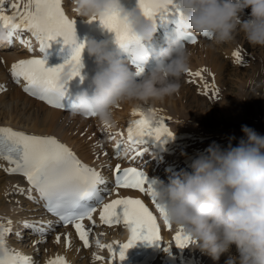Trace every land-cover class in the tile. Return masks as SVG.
Segmentation results:
<instances>
[{
    "label": "bare ground",
    "instance_id": "bare-ground-1",
    "mask_svg": "<svg viewBox=\"0 0 264 264\" xmlns=\"http://www.w3.org/2000/svg\"><path fill=\"white\" fill-rule=\"evenodd\" d=\"M2 1L8 3L7 6L9 5L10 8H12L13 3L19 2L21 10L26 2V0ZM61 7L69 19L82 18L74 10V0H61ZM249 13L250 9H246L243 18L247 19ZM3 14L16 16V10L12 8L6 12L5 9ZM25 33L31 34L27 31ZM27 38L31 37L27 36ZM35 42L39 43L37 40ZM0 44L1 46L8 45L5 42ZM259 47L251 45L243 32H238L233 41L223 43V46H219V48H216L213 42L206 40H200L188 47L191 57L187 72L194 73L199 69H206L203 78L188 74L182 76L179 92L167 97L162 102L140 107H135L132 104L117 106V110L114 112L120 119V123L118 127H113L112 131L110 130L112 134L109 132L113 139L110 149L105 148L101 140L96 141V137L99 135L98 132H93L92 120L53 109L45 102L31 98L28 93L24 92V83H21L23 82L22 78L20 83H16L11 75V66L21 59L31 58L29 53H21L19 50L3 51L0 52V85L3 86V90H0V121H2L0 126L11 127L26 134L50 135L57 138L70 147L82 163L100 171L108 182L116 166L119 165L120 168H123L125 165L123 160L113 155L112 148L117 142L128 139L127 128L134 119L132 116L133 109L143 111L152 109L155 114L152 120L163 117L173 135L162 137L159 141L147 137L146 144L143 146H146L153 153L157 151L156 148L163 149L171 155L180 154L187 164V168H190L192 160L213 142L219 144L226 140L225 143L221 144L222 147H227L230 142L235 146L243 137L242 125H247L264 135V47L258 50ZM236 50L241 52L244 58L243 63L234 58L233 53ZM188 79H193L198 86V91H193L187 85ZM213 89L216 91L214 92ZM116 133L123 135H115L113 138V134ZM232 137L234 139H231ZM100 151H102L103 156L99 153ZM8 167V162L0 159V176L1 174L6 176L4 182L0 179V224L8 227V221H11V232L18 222L33 223L37 221L51 224L52 221L48 219L44 211L45 203L39 199V193L33 191L31 195L35 199L30 200L27 192L29 185L26 178L5 171ZM107 172H110L109 175ZM18 189L25 191L20 192ZM128 196L141 199L151 211L156 212L162 238L161 246L156 254L147 256L135 264H226L230 256L236 255L235 246H233L230 252L222 254L218 261H214L198 249H191V243L184 248L177 247L173 238L179 229L173 226L169 228L164 224L147 193L113 190L110 200ZM21 198L26 200L28 198L32 203L40 205L43 215L35 220H28L27 216L22 218L13 216L11 213L20 207L18 202ZM99 212L100 208H97L93 213L95 225L89 220L82 222L86 229H90L88 247L84 246L74 225L68 228H60L59 242L55 239V242L50 246V254L45 253L38 263L32 260L34 264H48L50 260L57 257H64L67 264H109V251L107 248L98 247L97 241L105 245L115 242L126 243L130 233L122 223L111 226L103 224L100 221ZM9 234L6 235L7 246L30 256V252L24 251L23 247H20L21 250L17 241L13 242ZM168 245L170 247L165 251ZM82 256H87L88 259L79 262ZM97 256L103 257V259H95ZM122 262L123 260L119 261L118 256L115 258V264H122Z\"/></svg>",
    "mask_w": 264,
    "mask_h": 264
},
{
    "label": "clouds",
    "instance_id": "clouds-1",
    "mask_svg": "<svg viewBox=\"0 0 264 264\" xmlns=\"http://www.w3.org/2000/svg\"><path fill=\"white\" fill-rule=\"evenodd\" d=\"M182 22L167 35L165 43L152 49L154 65L137 76L126 60L105 40L87 39V54L98 70L91 79V92L75 95L73 114L94 113L112 125L114 110L122 104L140 107L164 101L179 92L181 78L189 69L188 34H207L217 43L233 41L243 32L253 46L264 47V0H176ZM246 9H250L244 19ZM74 10L85 20H97L113 11L126 18L135 36L151 44L157 25L136 7L125 9L120 0H74ZM8 31L0 28V43ZM69 70L61 77L69 83ZM152 120L155 114L145 110ZM243 137L233 146L210 144L191 162V171L158 178L153 187L167 222L190 237V248L214 261L235 246L236 255L226 264H264V135L242 125ZM231 139H234L232 137Z\"/></svg>",
    "mask_w": 264,
    "mask_h": 264
},
{
    "label": "snow or ice",
    "instance_id": "snow-or-ice-1",
    "mask_svg": "<svg viewBox=\"0 0 264 264\" xmlns=\"http://www.w3.org/2000/svg\"><path fill=\"white\" fill-rule=\"evenodd\" d=\"M11 7L16 10V16L5 15L0 10V22H3V26L8 29L9 43L13 36L27 31L39 41L41 53L49 47V42L57 37H62L65 44L72 46L70 58L56 67H46L45 60L42 58L19 60L11 66L12 77L16 83H20L22 78L25 82L24 92L41 101H46L53 108L73 109L74 105L66 107L62 103L67 93L68 83H62L61 77L65 70H69V80L77 76L83 80L81 68L85 43L77 40L75 20L65 15L61 0H26L22 10L19 2L13 3ZM137 7L154 23L157 19L166 20L169 17L175 21L176 25L182 22V13L176 0H138ZM92 20L97 18L94 17L89 22ZM98 20L103 28L114 33L118 53L134 65L137 76L141 75L145 71L146 61L150 55L149 46L138 40L126 18L122 17L118 11L104 15ZM204 37L211 38L207 34ZM185 42L195 44L196 36L188 34ZM233 56L243 63L244 58L239 50L234 51ZM205 71L206 69L203 68L194 73L189 71L188 75L202 79ZM0 90H3L2 85ZM213 91L216 90L213 89ZM148 111L153 110L148 109ZM89 116H95V114L90 113ZM132 116L134 119L127 128V150L134 152L137 157L147 152V148L141 150L146 144L147 137L159 141L162 137L173 135L163 117L149 120L145 117L144 111L139 109H133ZM115 135L123 134H113V138ZM124 145V140L117 142L114 153L116 156L121 154ZM0 159L6 160L9 164L5 171L21 174L26 178L30 200L35 199L31 193L38 192L39 199L45 202L49 212L65 224L74 225L85 247L89 246L90 229H86L82 222L87 219L95 225L93 213L98 206H100L99 218L103 224L111 226L122 223L130 233L126 243L115 242L105 245L97 241L98 247L107 248L109 251V264H115L117 256L119 261L124 260L127 250L134 247L138 241H146L150 245L154 243L159 245L162 242L157 218L141 199L117 198L104 203L105 196L111 195V190L102 173L82 163L76 154L57 138L50 135L26 134L11 127L0 126ZM114 171L116 188L137 189L147 193L160 217L165 216L163 207L156 199L153 182L147 181L143 171L134 167L121 169L119 165ZM163 222L169 228L172 227L166 218ZM39 223L24 221L23 226L43 236L44 230L38 227ZM8 225L5 227L4 224H0V264H34L29 256L7 246L6 235L11 233V221H8ZM50 227L51 224H49ZM16 235L20 236L19 233ZM59 239L58 235L57 242ZM173 239L175 245L180 248L192 243L190 237L183 234L182 229L176 232ZM168 247L170 245L165 248V251ZM95 259H103V257L97 256ZM48 264H67V261L64 257H57L50 260Z\"/></svg>",
    "mask_w": 264,
    "mask_h": 264
},
{
    "label": "rangeland",
    "instance_id": "rangeland-1",
    "mask_svg": "<svg viewBox=\"0 0 264 264\" xmlns=\"http://www.w3.org/2000/svg\"><path fill=\"white\" fill-rule=\"evenodd\" d=\"M2 2H0V10L5 11V9H6V12H8V10L12 9V8L9 7V5L7 6L8 3H6V2L4 3L3 2L4 3L3 4ZM4 5H5V7H4ZM237 35H238V33H237ZM206 41L207 42H213L216 48H219V46L220 47L223 46V43H217L213 39L206 40ZM19 48L21 49V50L19 49V51H21V53L22 52H26V51H22V49H23L22 46H19ZM261 48L263 49V47L260 46L258 48V50L261 49ZM3 51H7V50H3V49L0 48V52H3ZM186 74H188V72L184 73V75H186ZM186 82H187V85L189 87H191V89L193 91H198L197 90L198 86H197L196 83H194L193 79H188ZM232 83H233V81H232ZM115 110H117V109L115 108ZM113 118H114L115 123L110 125V126L101 123L97 118L91 119L93 121V124H94L93 132H98V135H99L98 137H96L97 138L96 141L97 140L98 141L101 140L102 141L101 142L102 145H104V147L107 148V149L111 148L110 145L112 143L111 142L112 141V138H111L112 128L113 127L114 128L118 127L119 123H120V119L117 118V115H116L115 112H114V117ZM0 122H2V121H0ZM225 142H226V140H224V142L222 141L219 144L221 145V144H223ZM92 143H94L93 140H92ZM99 153L102 154V151H100ZM147 155H148L147 158H148V162H149V167L152 169V172L155 173L159 177V179H161L162 181H164L166 183L168 182L170 177L176 176L177 173L179 174L181 172V170L190 171V168L189 167L187 168V164L184 162V160H183V158H182V156L180 154L176 153V155L175 154L171 155L167 151L165 152L164 150H160V151H157L155 153L148 152ZM99 156H100V154H99ZM101 156H103V154ZM107 174H108V172H107ZM5 177L6 176H4V174H1L0 179L2 180V182L5 181ZM22 199L23 198H21L20 201L18 202V204L20 203L19 206L21 208L18 207L19 209L17 208L16 210H14L15 213L14 212L11 213L13 216L19 217V218L27 216L28 220H35V219H39L43 215V213H42L43 211L40 208L41 207L40 205H37L34 202L32 203V201H30L28 198H27V200L26 199L22 200ZM35 222H37V221H35ZM35 222H33V223H35ZM38 227L40 229L44 230V235L43 236H41L39 234V232H33L32 229H30V228H25L23 226V222H18L15 225L14 230L12 232V235L10 237L13 242L17 241V245L19 246V248L23 247L24 251H29L30 252V256L29 255L28 256L30 258H32L33 261H37V263L40 262V259H42L43 255L45 253L46 254H50V246L52 245L53 242H55V239H56L55 235L60 234V231H61L60 228H57V227L52 229V230H48L47 226L44 223H39ZM16 233H19L20 236L18 237L16 235ZM88 257H89V255H88ZM88 257L87 256H84V257L82 256L79 259V262H83L84 260L88 259ZM89 259H90V257H89ZM94 264H96V263H94Z\"/></svg>",
    "mask_w": 264,
    "mask_h": 264
}]
</instances>
